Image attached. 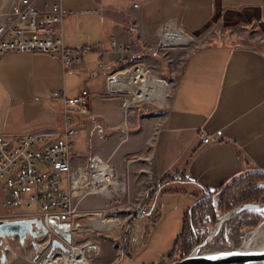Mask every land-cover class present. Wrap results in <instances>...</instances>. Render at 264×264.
<instances>
[{
  "label": "crops",
  "instance_id": "obj_1",
  "mask_svg": "<svg viewBox=\"0 0 264 264\" xmlns=\"http://www.w3.org/2000/svg\"><path fill=\"white\" fill-rule=\"evenodd\" d=\"M55 1L66 13L61 27L65 48L91 46L94 50L67 69L53 56L0 54V135L13 139L27 133L61 131L64 105L52 95L86 97L85 114L73 118L86 142L93 144L79 153L72 152L73 161L91 157L112 160L116 174L122 175L125 182L121 202L124 210L120 213L126 214L120 220L129 223L116 238L114 232L121 223L107 236L89 237L91 264H113L119 256L133 262L145 254L149 236L156 238L160 232L161 236H171L176 231L180 235L184 216L199 197L215 194L239 175L264 172V51L249 44L241 29L232 28L224 34L222 43L188 55L170 99L155 114L144 111L137 117L136 111L125 113L115 101L97 98L109 92L124 94L126 90L135 96L147 86L135 102L154 101V96L159 98L162 90L169 92L170 88L149 71L147 76L155 82L145 85L143 65L113 75L121 62L135 57L143 45L154 43L162 24L175 20L183 33L193 36L212 21L217 10H255L264 27V0L35 3L41 7L44 2ZM13 3L0 0V12L10 10ZM211 40L218 38L212 36ZM101 59L102 68L96 69ZM200 135L210 136L211 143L202 144ZM160 187L169 192H157L148 204V195ZM4 199L0 182V221ZM94 206L80 210L97 212ZM140 206L146 208L147 216L135 220L130 212ZM169 218H176V224H166ZM42 250V244L31 238L23 246L17 238H0V264H37L35 260Z\"/></svg>",
  "mask_w": 264,
  "mask_h": 264
},
{
  "label": "built area",
  "instance_id": "obj_2",
  "mask_svg": "<svg viewBox=\"0 0 264 264\" xmlns=\"http://www.w3.org/2000/svg\"><path fill=\"white\" fill-rule=\"evenodd\" d=\"M137 7L135 4L134 8ZM65 16L66 13L56 1L44 2L38 7L35 0H14L10 10L0 12V54L53 56L60 60L64 69L80 63L83 57L94 49L91 46L73 50L65 48L61 31ZM172 29L184 35L175 20L166 22L157 31L162 48L175 46L166 38ZM110 45L115 47L113 38H110ZM102 64L101 59L96 69L102 68ZM101 76L105 75H99V78ZM52 98L64 105V125L61 131H39L13 139L0 135V182L5 193L2 221L37 219L42 226L48 228V220L54 219L59 224L70 226L71 245L66 244L53 232L47 236L48 248L53 240H58L68 251L56 250L41 264L61 254L78 256L80 248L91 249L89 241L82 246H74V237L83 230L80 219L98 217L107 221L103 220V211L86 212L79 209L80 203L93 195L94 186L100 188L103 185V179L98 182L94 180L101 159L91 157L86 164L85 160L75 163L72 158V140L78 136L73 115L85 112L87 98H66L62 94H53ZM216 136L219 137L220 134L217 133ZM200 140L205 145L211 143L210 136L200 135ZM105 163L108 164L106 161ZM82 174L88 177L79 179ZM64 184L65 187L61 188ZM120 191L113 189L110 198L118 195ZM94 195L101 198L99 193ZM131 216L135 220H141L147 216V210L143 206L135 207ZM86 220L82 221L84 227L100 232L86 225ZM88 260L89 258L86 259L87 262Z\"/></svg>",
  "mask_w": 264,
  "mask_h": 264
},
{
  "label": "rangeland",
  "instance_id": "obj_3",
  "mask_svg": "<svg viewBox=\"0 0 264 264\" xmlns=\"http://www.w3.org/2000/svg\"><path fill=\"white\" fill-rule=\"evenodd\" d=\"M232 28L241 29L243 34L248 37L247 42L249 44H253L254 46L256 45V47H260L264 51V27L261 25V22L258 21V15L255 10H244L240 12H226L223 10H217L212 21L208 23L199 33L193 36L184 33V35L190 39L189 44L179 45V46L175 45L169 48H162L159 42V38L156 36L153 41L154 43H148L145 46L143 45L142 47L143 49L141 48L140 52L137 51V55H134L135 57H130V60L128 61L129 62L128 65H126L124 68L117 67L119 71L116 70L117 72L114 75L111 74V76H107V77H112V75L115 76L118 73L132 69L138 65H143L146 69L145 72L149 71L156 79L163 80L169 85L170 88L169 92H166L165 90L162 91L160 90L162 92L160 97L157 98L156 96H154V101H142L140 103L135 102L136 98L144 95V93L147 91L146 88L147 86H146L143 92L135 96L131 95L130 91L126 90L124 94L111 93V92L104 93L102 95H99L97 99L107 100L108 98L107 101H115L116 104L120 105L121 110L124 111L125 113L129 114V112L131 113L133 112L134 114V111H136L137 117L143 116L144 111L155 114L156 110H159L160 107L165 106L167 101L170 99L173 89L175 87V82L182 72L184 63L186 62V58L188 57V55H190L192 52L196 51L201 47L213 45L214 43L217 42L222 43L221 39L224 37V34H228L229 32H231ZM212 36H216L218 38V41L211 40ZM249 39L251 40L249 41ZM123 62H125V60ZM154 82L155 81L152 80L151 77L147 76L145 85L147 83L148 85H151ZM155 88H156V93L159 92V87H155ZM165 94L167 95L166 98H164ZM126 99H129L130 101V104L128 106L124 105ZM87 107H88V102L86 104V110ZM84 114L85 113L83 112V115ZM74 123L75 126L78 127L75 120ZM78 130H79V136L72 141V146H71L72 152L74 154L86 150V147L90 145L89 143L93 144L92 141L86 142V137L81 128H79ZM85 161L87 164L89 159H85ZM103 161L105 162V160ZM106 162H108V165L111 166L115 176L117 177L119 174H116L117 173L116 169L112 167L113 166L112 160ZM123 163H124L123 165L125 166L126 165L125 161ZM120 179H122L123 181L122 175H120ZM64 187L65 184L61 188ZM124 194L125 192L123 190L120 191L118 195H115V197L113 198H100V197L89 196L87 197L83 205L80 204L79 209H83V207H87L88 205H92V206L95 205L94 209L97 212L103 211V220H107V221L110 220L111 222H116L117 224L121 223L115 229L114 236L116 238L119 235V231H121V229H124L129 225L128 222H125L126 223L125 224L120 220L123 217L122 215L126 214V213H120L121 211L124 210V208H122L123 206L121 203L124 201L123 199ZM259 204H264V203H259ZM133 210L134 207L131 210V212L129 211L131 215ZM221 216L222 215L220 214L217 215L214 225ZM238 217L239 215L237 216L234 215L230 217L229 220L222 225L219 232H217L212 243L209 246H207L205 249H208L210 253L229 252L239 249L242 245L245 236L250 232L257 230V228L250 231L240 230L238 225L239 224ZM86 219L87 218L80 219V226L81 228H83V230L80 232V234L74 237L73 240L74 246H82L83 244L89 241V237L91 238V237L109 235L108 232H101V231L98 232L95 231L93 228H89L87 226L84 227L83 225L84 223L82 221ZM160 224H162V221L160 222ZM166 224H176V218H169L166 221ZM263 224H264V220L260 225ZM214 225H212L211 227H213ZM156 226H158V224ZM215 226L213 228H215ZM209 230L207 232V235L209 233ZM152 234L154 235V231L151 233V235ZM161 234L162 232H160V234H158L160 236H157L156 238H153L151 236L148 237L147 242L149 241V243L147 244V246H145L146 252L143 255V257L141 256V258H139L138 260H134L133 262H130L128 258L119 256L117 257V260L113 264H134L135 261H137L135 262V264L164 263L167 257L172 253L174 249L175 241L178 238L179 234L178 231L173 232L171 236H161ZM207 235L205 239L207 238ZM47 241H48V237L40 240L38 239L36 240V242L42 244V248H43L41 256L38 255L39 257L37 256L35 260L37 264H41L42 261L49 256L48 255L49 244ZM142 249L144 250V248ZM194 249L191 251V253L194 251ZM91 259H92V254L88 260V264H91ZM174 260L177 261L176 258ZM25 264H30V263L25 262Z\"/></svg>",
  "mask_w": 264,
  "mask_h": 264
},
{
  "label": "trees",
  "instance_id": "obj_4",
  "mask_svg": "<svg viewBox=\"0 0 264 264\" xmlns=\"http://www.w3.org/2000/svg\"><path fill=\"white\" fill-rule=\"evenodd\" d=\"M128 59L120 63V68L128 65ZM94 127L99 129L94 123ZM154 189L147 198V203L158 194H166L169 190L160 187ZM264 203V172L251 171L233 178L224 184L215 194L205 193L186 212L181 234L175 241L172 253L162 264H167L187 257L206 237L208 230L214 225L217 215L231 212L245 204ZM239 229L250 231L259 227L264 220V213L254 210L243 211L239 217ZM125 236V242L127 241Z\"/></svg>",
  "mask_w": 264,
  "mask_h": 264
},
{
  "label": "water",
  "instance_id": "obj_5",
  "mask_svg": "<svg viewBox=\"0 0 264 264\" xmlns=\"http://www.w3.org/2000/svg\"><path fill=\"white\" fill-rule=\"evenodd\" d=\"M246 210H254L264 213V204L241 205L231 212L223 214L219 219H224V217L228 219L234 215H240L243 211ZM47 224L48 228H45L37 219L13 222L0 221V238H17L19 240V243L23 246L27 238H31L33 241H36L39 238H46L50 233L53 232L66 244H72L70 226L59 224L57 220L54 219L48 220ZM261 226L262 225H260L259 227ZM77 227H79V225H77ZM213 227L210 228L209 233ZM209 233L207 235V238L197 248H195L189 256L167 264H264V251L258 253H242L232 251L215 254L212 256H204L199 254L197 250H202L209 243ZM56 250H61L63 252L68 251L58 240H53L50 244V248L48 249V255H51Z\"/></svg>",
  "mask_w": 264,
  "mask_h": 264
},
{
  "label": "bare ground",
  "instance_id": "obj_6",
  "mask_svg": "<svg viewBox=\"0 0 264 264\" xmlns=\"http://www.w3.org/2000/svg\"><path fill=\"white\" fill-rule=\"evenodd\" d=\"M166 36H167L166 38L169 39L170 43L174 45H186L190 43V39L184 36L183 34L179 33L176 29L170 30ZM147 72L145 74V82H146ZM124 103L125 106H128L130 104L129 99H126ZM96 172L97 173L94 174V178H95L94 180L98 182L100 181V179H103V185L100 188L94 186V188L92 189L93 195L99 193L101 195V198H110L113 189L114 190L120 189L123 191L124 183H125L124 179L122 181V179H120V176L116 178L113 174V170L111 166L106 164L103 160L98 165ZM81 177L87 178L88 176L82 174L81 176H79V179ZM228 220L229 218L226 219V217H224V219L218 220L215 228H213L209 233V237H208L209 243L206 245V247L212 243L217 232L221 229L222 225ZM85 224L92 226L101 232H108V233L112 232L113 227L117 226V223L115 222L102 221L98 217H94L86 220ZM203 249L197 250V252L204 256H212L215 254L226 253V252L210 253L208 249L205 250ZM235 251L242 253H258L264 251V224L261 227H259L257 230L247 234L242 242L241 247ZM78 252H79L78 256H76L75 254H69V255L61 254L60 256L53 257L51 260L45 261L44 264H88L86 259L91 257L92 254L91 250L80 248L78 249Z\"/></svg>",
  "mask_w": 264,
  "mask_h": 264
},
{
  "label": "flooded vegetation",
  "instance_id": "obj_7",
  "mask_svg": "<svg viewBox=\"0 0 264 264\" xmlns=\"http://www.w3.org/2000/svg\"><path fill=\"white\" fill-rule=\"evenodd\" d=\"M40 239H43V238H39L38 240H40Z\"/></svg>",
  "mask_w": 264,
  "mask_h": 264
}]
</instances>
